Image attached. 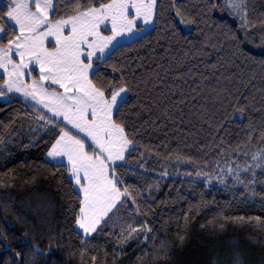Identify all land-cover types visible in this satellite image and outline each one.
<instances>
[{"label":"trees","instance_id":"16d2710c","mask_svg":"<svg viewBox=\"0 0 264 264\" xmlns=\"http://www.w3.org/2000/svg\"><path fill=\"white\" fill-rule=\"evenodd\" d=\"M210 2L158 0L146 42L96 60L101 76L119 82L115 68L136 85L124 112L137 147L116 168L136 202L86 243L67 171L46 159L58 132L26 139L34 111L0 102V264L17 252L24 264H264V186L195 178L264 149V0H246L248 24ZM167 165L175 175L161 178Z\"/></svg>","mask_w":264,"mask_h":264},{"label":"snow or ice","instance_id":"6c2138e0","mask_svg":"<svg viewBox=\"0 0 264 264\" xmlns=\"http://www.w3.org/2000/svg\"><path fill=\"white\" fill-rule=\"evenodd\" d=\"M221 4L249 23L246 0H216L208 9L219 11ZM162 18L158 0H3L0 4V99L7 103L19 93L51 115L45 126L52 125L58 135L47 157L57 171L60 166L67 171L69 192L76 195L74 227L82 243L99 225L107 224L126 200L136 202L116 171L125 153L130 155L137 147L126 130V125H134L124 112L136 85L115 68L119 82L101 76L93 61L107 60L118 47L146 42ZM57 87L62 91H55ZM259 159L264 161V153ZM138 230L151 231L142 225L128 226L130 234ZM160 249L166 251L163 243ZM32 251L43 254L39 245H33ZM15 256L17 264H24L21 253ZM236 264H244L240 254Z\"/></svg>","mask_w":264,"mask_h":264},{"label":"rangeland","instance_id":"374dc122","mask_svg":"<svg viewBox=\"0 0 264 264\" xmlns=\"http://www.w3.org/2000/svg\"><path fill=\"white\" fill-rule=\"evenodd\" d=\"M2 3H3V0H0V4H2ZM101 30L103 31V28ZM108 34L109 33L105 32V35H108ZM49 47H51V45H49ZM93 63L96 65L95 59H94ZM32 75H35L34 71L32 72ZM54 90L57 92L62 91V89L58 88V87L54 88ZM13 97H15V99L24 100L25 102H27L25 100V98L19 93L15 94L11 98H13ZM27 105H29V107L34 111V123L26 131V133H25V135L27 137L26 139H31L32 142H35L42 135L56 131V129L52 125L45 126V119H51L52 118L47 109H43L41 107H38L37 104L32 103V102H27ZM69 130H71V129H69ZM261 153H264V149H259V150H256L255 152H253L251 155H246L244 157V160H242V161L230 160V161H228L222 165H218L216 172H214V173H199L195 176V178L199 179V180H204L208 183H219V184H225V183H228L229 181H233L234 184L244 185L246 188H251L253 191L254 186H256L258 183H260V185L262 184L264 186V179H263L264 175H263V177H261L262 173L264 174V167L261 166V165H264V161H261L259 159V154H261ZM126 154L127 153H125V157H126ZM46 159L51 162L50 158H48L47 156H46ZM124 161L118 162V165L124 163ZM170 167H171V165L166 166L164 171L160 174L161 178H168V177L175 175L172 172V169ZM249 168L252 169L251 172L248 171ZM253 173H254V175H253ZM238 175H239V180H237ZM209 176L212 177L211 182H209V180H208ZM216 177H221L222 179L217 180ZM251 193H253V192H251ZM116 211H115V213H116ZM102 225H103V223L97 227V230ZM115 227H117L119 229H123V226L121 225V223L119 224V226L115 225ZM125 229L127 230V228H125ZM92 234H94V233H92Z\"/></svg>","mask_w":264,"mask_h":264},{"label":"crops","instance_id":"0c3cea01","mask_svg":"<svg viewBox=\"0 0 264 264\" xmlns=\"http://www.w3.org/2000/svg\"><path fill=\"white\" fill-rule=\"evenodd\" d=\"M13 98H15V97H13ZM13 98L9 97V101L12 100ZM22 101H24V100H22ZM0 102H4V100L3 99H0ZM25 103H27V102H25Z\"/></svg>","mask_w":264,"mask_h":264},{"label":"water","instance_id":"95a60500","mask_svg":"<svg viewBox=\"0 0 264 264\" xmlns=\"http://www.w3.org/2000/svg\"><path fill=\"white\" fill-rule=\"evenodd\" d=\"M8 248H9V246L7 245V246H6V249H8Z\"/></svg>","mask_w":264,"mask_h":264}]
</instances>
